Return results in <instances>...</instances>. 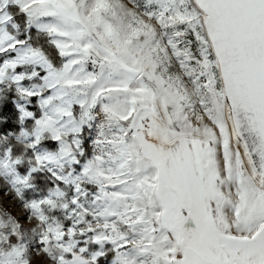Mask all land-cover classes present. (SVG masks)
<instances>
[{
    "label": "snow or ice",
    "instance_id": "obj_1",
    "mask_svg": "<svg viewBox=\"0 0 264 264\" xmlns=\"http://www.w3.org/2000/svg\"><path fill=\"white\" fill-rule=\"evenodd\" d=\"M0 264H264V0H0Z\"/></svg>",
    "mask_w": 264,
    "mask_h": 264
}]
</instances>
